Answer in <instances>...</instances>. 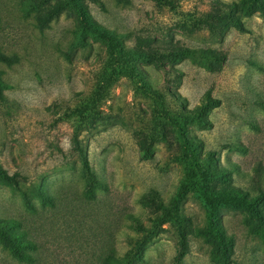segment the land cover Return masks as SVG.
<instances>
[{"label":"rangeland","instance_id":"374dc122","mask_svg":"<svg viewBox=\"0 0 264 264\" xmlns=\"http://www.w3.org/2000/svg\"><path fill=\"white\" fill-rule=\"evenodd\" d=\"M233 4L214 37L206 17ZM178 49L211 53L213 70L149 56ZM0 53L12 59L0 62V169L24 177L26 195L0 181V227L29 255L0 241V264H99L108 252L119 264H176L163 232L172 206L179 264H215L197 182L207 167L214 189L252 195L264 170V0H0ZM75 147L104 186L92 201ZM217 218L233 264L264 255L242 212ZM138 225L152 228L141 248Z\"/></svg>","mask_w":264,"mask_h":264},{"label":"trees","instance_id":"16d2710c","mask_svg":"<svg viewBox=\"0 0 264 264\" xmlns=\"http://www.w3.org/2000/svg\"><path fill=\"white\" fill-rule=\"evenodd\" d=\"M165 2L167 4H171L169 1ZM230 8H235V5L233 4L232 6L226 7L224 9L216 7L215 11L210 16L206 17V20L209 21H205L208 25L207 29H209L214 37H219L221 34L217 29H225L228 25V22H233L231 17L232 10L230 11ZM76 12L77 16L82 15L80 10L77 9ZM37 19L38 16L36 15V20ZM140 53H132L130 57H138L143 59L144 57L140 55ZM149 56L154 57L155 59L161 58L163 56L172 58L177 56H185L189 58L190 61L198 64L207 71L213 70L214 62L217 60L214 55L201 49H178L176 51H167L160 56H156V54ZM155 59L152 62H157ZM11 60V58L0 53V62L9 64ZM84 112L85 111H83V109L77 112L79 122H85L86 115ZM200 114V111H198L193 116V119L199 122L198 117ZM72 152L77 156L80 165L81 177L83 179V190L81 197L86 201H92L95 198V192L99 189H104V186L92 173L82 149L75 147L72 149ZM187 152L188 149L185 148L184 158L188 157ZM191 175L196 176L193 171H191ZM200 175L201 178L199 179V182H197V186L199 187L198 194L206 207V225L200 233L203 232L206 238H208L207 240H209L211 243L213 253L212 258L215 264H233L234 262L230 258L232 241L225 235L222 227L218 223V211L221 208H225L230 210H239L242 212V223L247 228L248 232L254 236H258L260 239H263L264 242V170H262L259 166L254 172V180L252 181V185L254 187L251 189L252 195L248 193H242L238 190L222 189L218 191L214 189L210 186L213 175L207 167L200 171ZM0 181L4 185H7L11 190L19 192L21 196L26 198V195H23L21 192L22 184L25 181L24 177H19L17 174L8 175L6 172L0 169ZM35 197L40 201L44 200L40 190L36 192ZM171 214L173 216V224L175 225H173L172 230H165L163 232L175 245L174 261L176 264H179L186 253L185 234L181 226L182 219L178 217L175 206H172ZM162 220L163 219L160 218L156 222L161 223ZM1 224L5 223H0V225ZM158 225L159 224H156V226ZM139 226L140 225H138V228ZM151 230L152 228L145 230L140 226V232L145 235L137 242V248L143 247V244L149 240ZM0 241L4 243L10 253L17 259L24 261L28 260L29 255L22 251V245L17 241V237L8 231L7 227H0ZM118 262L119 260L114 257L112 253L108 252L107 255L101 257L99 264H119ZM250 264H264V255L255 259Z\"/></svg>","mask_w":264,"mask_h":264}]
</instances>
